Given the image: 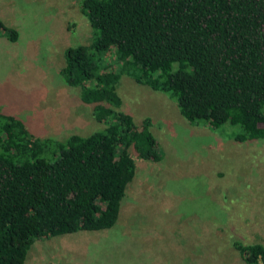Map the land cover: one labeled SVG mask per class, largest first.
Masks as SVG:
<instances>
[{
    "label": "trees",
    "instance_id": "16d2710c",
    "mask_svg": "<svg viewBox=\"0 0 264 264\" xmlns=\"http://www.w3.org/2000/svg\"><path fill=\"white\" fill-rule=\"evenodd\" d=\"M79 10L90 41L65 49L61 73L103 131L33 139L0 113V264H24L37 240L111 228L131 156L159 161L149 119L117 110L122 75L166 95L190 125L264 140V0H80ZM235 249L244 264H264L262 246Z\"/></svg>",
    "mask_w": 264,
    "mask_h": 264
},
{
    "label": "rangeland",
    "instance_id": "374dc122",
    "mask_svg": "<svg viewBox=\"0 0 264 264\" xmlns=\"http://www.w3.org/2000/svg\"><path fill=\"white\" fill-rule=\"evenodd\" d=\"M79 2L0 0V113L33 139L103 131L61 73L65 49L90 41ZM115 88L118 111L149 119L159 161L129 151L134 171L113 226L37 240L24 264H244L235 245L264 248V140L190 125L166 95L125 75ZM125 169L118 163L116 180Z\"/></svg>",
    "mask_w": 264,
    "mask_h": 264
}]
</instances>
